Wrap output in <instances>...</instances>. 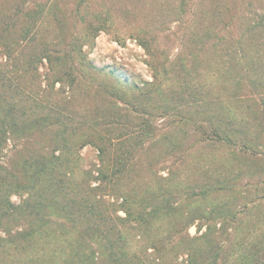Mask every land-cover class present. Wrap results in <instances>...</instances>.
<instances>
[{
    "label": "trees",
    "instance_id": "16d2710c",
    "mask_svg": "<svg viewBox=\"0 0 264 264\" xmlns=\"http://www.w3.org/2000/svg\"><path fill=\"white\" fill-rule=\"evenodd\" d=\"M58 2L12 0L7 7L8 0H0V264H180V254L187 256L182 264H222L220 251L205 255L217 224H208L207 233L191 238L186 234L193 225L190 211L183 217L184 224L158 223L178 215V208L172 204L170 186L151 189L155 165L138 161V153L148 151L142 148V141L138 144V135H146L152 119L165 115L172 107L170 100L178 97L183 104L182 95L188 88L185 107L200 105L219 117L207 127L211 134L198 126L197 139L233 141L232 136L243 134V127L249 124L248 111L238 115L236 103L241 99L257 101L264 109V56L254 55L246 34L232 43L235 33H224L221 47L212 42V34L202 36L201 45L209 46L206 51L216 55L205 65L207 73L217 71L219 91L214 103L208 97L205 100L213 83L210 88L205 84L189 87L183 77L176 87L168 85L171 69L166 63L170 60L153 45L154 38L142 37L154 81L139 87L126 74L94 65L82 52L103 26L91 29L89 25V30L80 34L71 25L76 35L68 39L45 34L47 26L55 22L57 9L67 7V16L75 22L82 23L86 17L81 7L87 0H64L60 7ZM218 22L222 30L233 25ZM206 24L214 27L212 21ZM234 24L237 26L236 20ZM227 38L233 49L224 46ZM191 41L195 43L196 38ZM44 60L48 73L56 76L49 81L46 74V88H42L39 73ZM176 66L181 68L182 63L176 61ZM98 78L101 81H96ZM83 82L86 91L123 103L137 121H129L128 113L120 114L119 105L114 108L117 112L106 115L113 126L121 127L115 139L126 148L117 156L113 153L114 159H109L107 130L97 128L98 121L105 118L90 122L85 116L87 109H67L72 101L67 90H81ZM56 83L61 84L59 89H55ZM204 87L206 93L197 97ZM162 95L156 101L163 106L149 107L147 101ZM138 115L148 118L142 119L139 127ZM46 132L53 136L42 145L38 137ZM133 140H137L135 144ZM238 143L248 145L243 137ZM87 145L98 151V167L87 166L80 155ZM185 192L191 199L206 198L204 191L194 194L185 188ZM13 196L20 200L18 204ZM230 214L235 219L240 212ZM220 233L228 235L229 229L222 228ZM260 238L262 235L248 246L236 242L234 264H264Z\"/></svg>",
    "mask_w": 264,
    "mask_h": 264
},
{
    "label": "rangeland",
    "instance_id": "374dc122",
    "mask_svg": "<svg viewBox=\"0 0 264 264\" xmlns=\"http://www.w3.org/2000/svg\"><path fill=\"white\" fill-rule=\"evenodd\" d=\"M8 2L7 7L11 6L12 0ZM64 3V0H59V7ZM81 10H84L86 17L79 23L67 16V7L57 9L55 18H51L55 22L47 26L45 34H57L68 39L69 35H76L71 25H74L76 33L80 34L86 33L89 25L92 26L91 29L103 26L104 29L96 32L92 43L85 45L82 52L94 65L126 74L129 80L137 83L139 87L154 81V72L148 65L150 57L140 42L142 37L154 38L153 45L170 60L166 63L170 64L171 69L168 85L176 87L177 80L183 77L189 81V87L205 84L210 88L209 83H213L205 100L208 97V101L213 100L214 103L217 102L215 98L219 91L215 80L217 71L211 75V72L207 73L205 65L206 61L210 62V58L214 61L216 55L206 51L209 46L201 45L202 36L212 34L215 38L212 42L221 47L224 33H235L236 38L231 40L232 43L242 34H246L255 48L254 55L264 56V0H87L82 4ZM218 11H223L224 14H219ZM219 19L230 21L233 25L222 30ZM235 20L237 26L234 24ZM210 21L214 27L207 26L206 23ZM194 37L196 42L192 43L191 39ZM224 46L233 49L229 38ZM176 61L182 63L181 68H174ZM43 62L45 65L40 67L39 73L42 88H46V74L49 81L56 76L48 73L45 60ZM212 70L215 71V68ZM75 72L78 74V67ZM85 84H81V90H67V98L72 99L67 109L74 112L87 109L85 116L90 122L105 118L98 121L97 128L107 130L106 136H110L111 142L106 145L112 152L109 159H114L126 148L115 139L121 127L113 126L106 115L112 111L117 112L114 108L119 105L123 110L120 114L128 113L132 118L129 121H137H134L133 113L127 112L123 103L97 91H86ZM60 87V83L55 84V89ZM204 93L206 87L196 96L202 97ZM188 94L190 91L187 88L182 95L183 104H180L178 97L170 100L172 107L165 115L152 119L146 135H138V144L142 141V148L148 149L147 153H138V161L153 162L155 167L151 189L170 186L172 204L178 208V215L159 220L158 223L184 224L186 219L183 217L190 211L193 213V225L187 229L186 234L191 238L207 233L208 224H217L216 234H211L208 238L210 243L206 244L205 255L208 251H220L222 264H234L238 251L236 242L248 246L262 235L259 240L264 243V109L260 108L257 101L253 104L241 99L242 102L236 103L238 115L248 111L249 120V124L243 127V134L233 135V141L229 143L201 142L197 139V136H200L198 126H202L211 134L207 127L210 123H217L219 117L215 112L200 105L185 107ZM163 96L152 97L147 101L149 107L163 106L161 102L156 101ZM251 107L253 111H249ZM142 119L148 118L138 115V127ZM52 136L53 133L46 132L38 137V141L46 145ZM242 137L248 145L238 143ZM136 141L133 140L134 144ZM113 153H116V156ZM80 155L87 166H99L96 157L98 151L95 148L84 146ZM166 178L169 180H164ZM185 188L194 194L204 191L206 198L191 199L185 195ZM12 200L16 204L20 202L15 196ZM236 212L240 214L232 219L230 213ZM119 215L125 216L122 211ZM230 224H237V227L234 229ZM222 228L229 229L228 235L220 233ZM261 252L264 258V249ZM186 258V255L180 254L177 262L182 264Z\"/></svg>",
    "mask_w": 264,
    "mask_h": 264
}]
</instances>
